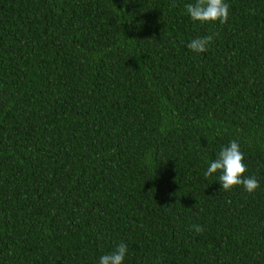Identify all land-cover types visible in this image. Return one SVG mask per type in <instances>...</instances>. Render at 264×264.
Wrapping results in <instances>:
<instances>
[{"label":"trees","instance_id":"16d2710c","mask_svg":"<svg viewBox=\"0 0 264 264\" xmlns=\"http://www.w3.org/2000/svg\"><path fill=\"white\" fill-rule=\"evenodd\" d=\"M194 2L0 0V264H264V0Z\"/></svg>","mask_w":264,"mask_h":264},{"label":"clouds","instance_id":"9594fccd","mask_svg":"<svg viewBox=\"0 0 264 264\" xmlns=\"http://www.w3.org/2000/svg\"><path fill=\"white\" fill-rule=\"evenodd\" d=\"M186 14L194 22L226 24L229 20V5L225 0H195L194 3L185 5ZM212 41V36L193 38L187 47L195 53H204L208 50V45ZM245 155L241 151L239 142L232 140L229 145L224 146L218 157L210 162V166L204 173L205 177H210L219 171V181L223 191H230L235 187L243 186L249 192L254 193L259 189V181L255 177L247 176V165L244 163ZM197 233H202L204 228L201 225H193ZM128 247L123 242L120 243L114 252L100 257L99 264H124Z\"/></svg>","mask_w":264,"mask_h":264}]
</instances>
